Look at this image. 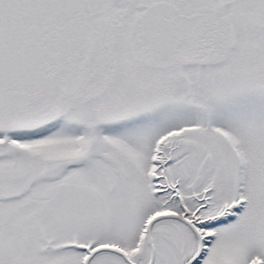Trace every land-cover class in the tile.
Returning <instances> with one entry per match:
<instances>
[{
  "label": "snow or ice",
  "instance_id": "snow-or-ice-1",
  "mask_svg": "<svg viewBox=\"0 0 264 264\" xmlns=\"http://www.w3.org/2000/svg\"><path fill=\"white\" fill-rule=\"evenodd\" d=\"M0 264H264V0H0Z\"/></svg>",
  "mask_w": 264,
  "mask_h": 264
}]
</instances>
